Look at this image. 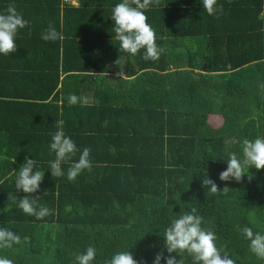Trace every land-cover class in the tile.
Masks as SVG:
<instances>
[{
  "label": "trees",
  "instance_id": "1",
  "mask_svg": "<svg viewBox=\"0 0 264 264\" xmlns=\"http://www.w3.org/2000/svg\"><path fill=\"white\" fill-rule=\"evenodd\" d=\"M76 1L0 0V12L14 3L29 21L17 51L0 54V227L21 236L0 258L76 264L94 246L92 264L128 249L152 264L158 252L169 255L164 229L195 207L222 253L264 264L240 231L264 234V169H251V181L219 180L243 139L264 138V0H217L218 17L201 0H159L145 11L166 49L157 61H145L143 49L119 50L111 14L122 0ZM50 23L63 40L41 39ZM72 94L88 104L69 105ZM58 120L80 151L91 149V171L73 181L66 173L80 151L62 165L65 176L49 169ZM26 156L45 172L29 194L52 212L41 220L18 207L26 194L16 191V172ZM206 171L219 192L202 186ZM171 255L192 264L186 253Z\"/></svg>",
  "mask_w": 264,
  "mask_h": 264
},
{
  "label": "clouds",
  "instance_id": "2",
  "mask_svg": "<svg viewBox=\"0 0 264 264\" xmlns=\"http://www.w3.org/2000/svg\"><path fill=\"white\" fill-rule=\"evenodd\" d=\"M204 11L208 15L223 13V6L217 7V0H201ZM159 0H122L112 9L111 19L114 21L112 28L115 33V40L119 42V50L136 56L142 49L144 50L143 59L145 61H157L165 53L164 47H159L156 43V32L148 23V17L145 11L151 6H158ZM29 26L22 13L18 12L15 4H9L4 12H0V54L9 56L17 51L16 37L20 30ZM31 32L29 31V36ZM41 39L45 42L63 40L64 36L58 32L50 23L47 29L42 33ZM118 64V61L116 62ZM103 74V73H101ZM121 79H127L126 73L120 69L116 73ZM264 90V84L260 85ZM89 102L87 96L69 95V105L80 103L86 105ZM64 121H56L57 131L51 136L49 148L55 153V159L48 162L52 177L65 176L62 168L63 164L72 161L73 156L78 151L75 141L65 135L63 131ZM91 149L85 147L80 151L77 162L69 164L67 169V179L75 180L84 170L91 171L92 163L90 159ZM227 168L219 174L220 181L235 180L242 181L247 176L249 181L253 178L251 169H264V138L257 137L254 140L243 139L242 154L237 155L233 152L229 154L226 160ZM36 171H33V169ZM45 172L39 170L35 159H29L27 156L19 171L16 172L15 188L17 192H23L24 195L19 199L18 207L23 213L34 216L41 220L52 212L49 208L38 204L39 197L31 198L29 194L39 191L40 185L44 179ZM201 184L211 193L218 191V185L209 178L207 171L203 174ZM228 187L223 189L227 192ZM8 199L16 202L15 197L8 195ZM203 217L197 214L195 207L190 211H181L177 218L172 219L170 224L164 229V251L155 255L152 264H183L181 259L177 260L172 253L182 255L186 253L192 259V264H236L230 256L217 247L216 234L202 227ZM243 236L250 242V251L259 259H264V234L254 232L251 227L243 226L240 228ZM21 243V236L9 228L0 227V248L9 249L13 245ZM97 255V249L89 246L83 253L76 254V264H92ZM0 264H14L13 260L0 258ZM102 264H143V261L134 259L132 253L128 250L115 252L111 258L105 259Z\"/></svg>",
  "mask_w": 264,
  "mask_h": 264
},
{
  "label": "rangeland",
  "instance_id": "3",
  "mask_svg": "<svg viewBox=\"0 0 264 264\" xmlns=\"http://www.w3.org/2000/svg\"><path fill=\"white\" fill-rule=\"evenodd\" d=\"M211 121H212V124H213L214 126H218V125L221 123V120H220V119H219V120H217V119L212 120V119H211Z\"/></svg>",
  "mask_w": 264,
  "mask_h": 264
},
{
  "label": "built area",
  "instance_id": "4",
  "mask_svg": "<svg viewBox=\"0 0 264 264\" xmlns=\"http://www.w3.org/2000/svg\"><path fill=\"white\" fill-rule=\"evenodd\" d=\"M64 2H70V1H72V2H74V0H63Z\"/></svg>",
  "mask_w": 264,
  "mask_h": 264
},
{
  "label": "crops",
  "instance_id": "5",
  "mask_svg": "<svg viewBox=\"0 0 264 264\" xmlns=\"http://www.w3.org/2000/svg\"><path fill=\"white\" fill-rule=\"evenodd\" d=\"M75 3H77V1L75 0Z\"/></svg>",
  "mask_w": 264,
  "mask_h": 264
}]
</instances>
